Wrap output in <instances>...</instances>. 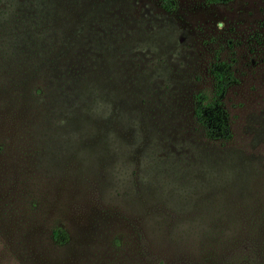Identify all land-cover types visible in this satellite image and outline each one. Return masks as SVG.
<instances>
[{
    "label": "rangeland",
    "instance_id": "rangeland-1",
    "mask_svg": "<svg viewBox=\"0 0 264 264\" xmlns=\"http://www.w3.org/2000/svg\"><path fill=\"white\" fill-rule=\"evenodd\" d=\"M216 62L222 140L194 115ZM252 224L264 0H0V264H211Z\"/></svg>",
    "mask_w": 264,
    "mask_h": 264
},
{
    "label": "trees",
    "instance_id": "trees-1",
    "mask_svg": "<svg viewBox=\"0 0 264 264\" xmlns=\"http://www.w3.org/2000/svg\"><path fill=\"white\" fill-rule=\"evenodd\" d=\"M169 0H165L168 3ZM213 2L227 0H210ZM211 74L214 81L211 95L197 93L195 95L194 115L197 122L203 127L207 138L213 140L227 139L230 136L227 110L224 105V95L227 88L233 82L234 76L229 63L216 62L211 67ZM252 224L247 236L235 245L225 244L222 250L216 253L215 259L210 260L211 264H264V237L257 238L264 233ZM251 230V232H249ZM54 238L59 242L63 233L56 229L53 231ZM264 235V234H262Z\"/></svg>",
    "mask_w": 264,
    "mask_h": 264
}]
</instances>
